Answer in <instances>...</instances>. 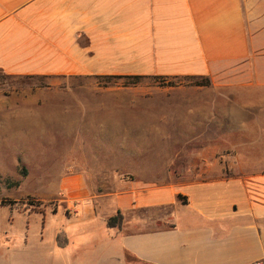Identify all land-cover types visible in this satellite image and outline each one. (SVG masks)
Returning a JSON list of instances; mask_svg holds the SVG:
<instances>
[{
	"label": "crops",
	"instance_id": "1",
	"mask_svg": "<svg viewBox=\"0 0 264 264\" xmlns=\"http://www.w3.org/2000/svg\"><path fill=\"white\" fill-rule=\"evenodd\" d=\"M0 73L193 80L222 101L156 105V144L173 146L156 180L92 194L79 172L62 180L71 215L52 228L0 219V264L264 260V0H0ZM226 135L248 161L230 176L209 148ZM117 212L120 229L108 228Z\"/></svg>",
	"mask_w": 264,
	"mask_h": 264
},
{
	"label": "rangeland",
	"instance_id": "2",
	"mask_svg": "<svg viewBox=\"0 0 264 264\" xmlns=\"http://www.w3.org/2000/svg\"><path fill=\"white\" fill-rule=\"evenodd\" d=\"M162 82L19 78L0 73V219H17L16 226L31 219L33 233L40 229L41 219L52 228V219L71 215L62 180L79 172L92 194L112 192L125 181L156 180V167L163 168L173 151L172 145L156 144L152 126L156 105L222 103L213 92L195 89L196 81ZM128 104L138 107L123 111ZM226 136L231 143H210L209 148L219 151L225 175L230 176L235 165L245 167L248 161L233 158L238 150L232 141L237 138Z\"/></svg>",
	"mask_w": 264,
	"mask_h": 264
},
{
	"label": "trees",
	"instance_id": "3",
	"mask_svg": "<svg viewBox=\"0 0 264 264\" xmlns=\"http://www.w3.org/2000/svg\"><path fill=\"white\" fill-rule=\"evenodd\" d=\"M194 86H205L206 84H201V82H195L193 84ZM123 221V216L121 215L120 212H117L114 216L109 217L106 221V226L108 228H117L120 229ZM58 244L61 246L62 243L58 241Z\"/></svg>",
	"mask_w": 264,
	"mask_h": 264
},
{
	"label": "built area",
	"instance_id": "4",
	"mask_svg": "<svg viewBox=\"0 0 264 264\" xmlns=\"http://www.w3.org/2000/svg\"><path fill=\"white\" fill-rule=\"evenodd\" d=\"M247 264H264V260H256V261H253L251 263H247Z\"/></svg>",
	"mask_w": 264,
	"mask_h": 264
}]
</instances>
